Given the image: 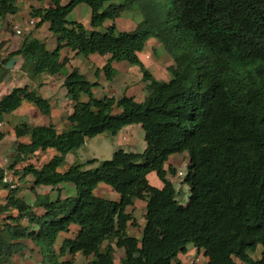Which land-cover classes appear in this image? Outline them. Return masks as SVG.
Instances as JSON below:
<instances>
[{"label":"trees","instance_id":"obj_1","mask_svg":"<svg viewBox=\"0 0 264 264\" xmlns=\"http://www.w3.org/2000/svg\"><path fill=\"white\" fill-rule=\"evenodd\" d=\"M37 1L48 5L31 8L35 29L48 24L57 47L51 51L45 42L25 37L10 54L23 59L22 72L30 78L61 74L70 61L61 57L67 48L87 58L108 56L97 76L103 72L109 81L117 76L114 62L139 66L147 96L143 102L126 95L99 99L94 93L98 82L74 68L63 83L67 98L76 103L66 129L14 128L18 139L30 140L16 144L8 168L0 166V190H9L0 204V223L5 221L0 264L29 251L26 242L40 248L43 264H74L64 258L78 254L92 258L85 264H116L117 249L123 251L122 264H180L179 256L190 245L204 254L206 264H238L236 259L264 264V253L260 260L250 255L264 248V0ZM80 5L92 11L90 29L69 21ZM133 10L144 16L135 30L118 32L115 25L101 30ZM19 11L17 0H0L1 19ZM152 38L174 61L168 82L157 80L140 60ZM26 102L43 116L52 113L51 101L37 90L16 87L0 99V122ZM133 125L144 130V152L119 149L97 168L86 169L97 162L93 160L60 171L67 156L87 141L104 134L114 137ZM6 136L0 130V145ZM49 149L58 155L41 168L26 164L20 172L22 182L32 179L36 199L30 204L21 197V188L7 182L8 170ZM185 152L186 206L178 201L166 169L172 156ZM151 174L162 188L150 184ZM65 184L75 187L74 195L51 200L37 191ZM100 184L111 187L120 201L98 196ZM136 200L146 202L141 239L128 234L130 226L138 227L127 213ZM72 227L78 228L74 237L65 238L56 250L59 236Z\"/></svg>","mask_w":264,"mask_h":264},{"label":"rangeland","instance_id":"obj_2","mask_svg":"<svg viewBox=\"0 0 264 264\" xmlns=\"http://www.w3.org/2000/svg\"><path fill=\"white\" fill-rule=\"evenodd\" d=\"M69 0H64V4L68 3ZM35 2L31 5L41 4L37 3L39 1L37 0H18V7L20 8L19 15L15 18V25H21L24 29V32H28L29 30H32L34 28L30 27L29 23L30 21H34L35 25L37 23L36 20H32L30 15V8L26 7L28 3ZM89 10V7L87 5H82L80 9H77V11H74L70 17V22H78V23H87L86 15L84 10ZM132 13H136L137 17L135 18ZM88 19V18H87ZM144 19V16L142 12L140 11H129L126 13L122 18L116 20L115 22H108L105 25L104 29H101L103 31H106L108 27H111L115 25L118 32L123 31H133L137 28L139 23ZM1 26L6 27V25L2 24ZM90 29V26L87 27ZM14 30V27H13ZM12 31V27H11ZM45 31V30H44ZM26 37V35L24 36ZM23 37V38H24ZM42 39V38H41ZM24 40V39H23ZM2 49V45H0V51ZM81 59L78 60L76 65H78L84 73H86L87 78L95 83L98 82L100 79L95 72L90 70L91 64L94 65V63L97 66L104 67L108 63V56H100V55H91L88 58L80 55ZM140 60L142 61V64L144 67L150 71L154 77L162 82H168L173 78L172 73L168 70L169 67L174 65L173 59L167 54L163 46L160 44V42L152 38L148 41L144 51L139 54ZM113 67L117 70V76L113 81H109L106 79L105 74L102 72V77L100 79V84L97 87L96 94L97 98L99 99H105V98H116L120 99L124 95L128 97H134L136 101L143 102L147 96L146 92V83L144 82V72L142 69L137 65H131L127 62H114ZM113 82V84H111ZM105 85L104 87L102 85ZM112 85V86H111ZM3 92V90H0V94ZM87 99H85L86 101ZM38 112V111H37ZM114 113H120V110L116 109ZM39 118H42L48 125H56L60 128V131H64L67 127L65 125L64 121L65 118H62L61 116H41L39 115ZM47 118V119H45ZM24 121H27V119L22 118V115H17L13 117V119H9L8 122L4 123L0 130L3 132H6L7 135L11 132V127L16 125L20 126L22 124H27ZM42 125V124H41ZM65 125V126H64ZM14 127V128H15ZM64 127V128H63ZM63 128V129H62ZM136 130L133 133H130L127 135L128 142L122 141V136L118 134L116 137H105V135H101L103 137H96L94 139L89 140L86 145H84L83 148H81L78 151L73 152V158L74 163H81L86 164L89 161L97 160L99 165L103 163L104 161L111 160L114 156L112 154L114 149H117L120 145L125 146L126 148L128 146H133L135 143V146L137 150L141 153L144 152V148L146 147V141H145V133L142 129L141 125H137ZM62 129V130H61ZM13 133V132H12ZM102 140H106L105 144L103 146H99V142ZM1 146V145H0ZM14 146L11 147V138L8 137L3 142L2 147L0 148V164L3 165L5 168H8L10 163V159L14 155ZM1 151H4V153H1ZM57 151L55 149H49L46 152H39L37 155L30 157L25 163L20 164L17 166L15 170H8V181L15 184L16 187L21 188V197H24L28 202L33 203L35 202V195L31 191V187L33 186L30 179H27L26 182H22L20 179V172L22 168L26 164H34L38 168H41L44 164L51 161L56 155ZM97 158V159H95ZM94 163V164H95ZM73 164V160L70 158L69 163H66L64 167H62L61 171H66L69 169V167ZM92 167V165H87V167ZM189 166V155L187 152L183 154H177L175 156H172L166 165V169L168 171V179L173 182L176 193H177V199L182 205H187L189 196H190V189L189 187L184 183L185 177L187 176V170ZM173 171L175 173H173ZM18 172V173H16ZM149 182L154 187H159L161 185L160 180L157 178L155 174H151L148 176ZM9 190H1L0 191V203L5 202V196ZM40 194H49L51 200H57L59 194L62 196V198H65L69 195H72L73 192H76L75 187L72 185H64L62 189L59 188H41L38 190ZM96 194L104 199H108L114 202L120 201V195L112 190L111 187L100 184L98 189L96 190ZM40 211V210H39ZM127 213H131L138 223V227H131L128 229V234L132 237L141 239L142 237V230L145 226V214H146V202L144 201H135V205L133 207H130L127 209ZM13 215H16L17 213H12ZM10 213L6 214V216H9ZM4 217V218H5ZM5 221L0 223V232L2 228L4 227ZM78 228L72 227L71 232L69 234L62 233L56 244L55 249L58 250L59 247L62 245V241L65 238H71L74 237L76 234ZM27 244L34 248L32 252L24 253L22 255H19L17 257H14V259L11 262H3L2 264H43V256L40 252V248L33 245L31 242H27ZM102 251H104V248H102ZM264 253V248L262 246H259L257 248V251L255 253H250L253 259L260 260L262 258V255ZM26 256V257H25ZM114 256L116 259V264H122L121 257L123 256L122 250H116L114 252ZM92 258H85L81 254H78L76 256H67L64 258L66 261H73L74 264H85ZM180 264H206L207 259L205 258L204 254L202 252H199L193 245H190L188 247V253L185 255L179 256ZM236 262L238 264H243L240 260L236 259Z\"/></svg>","mask_w":264,"mask_h":264},{"label":"crops","instance_id":"obj_3","mask_svg":"<svg viewBox=\"0 0 264 264\" xmlns=\"http://www.w3.org/2000/svg\"><path fill=\"white\" fill-rule=\"evenodd\" d=\"M34 3L35 2H30V3H28V5H26V7H29L31 9L32 7L41 8L44 6L47 7V5H48V3H46V2H37V3H41V4H37V6L31 5ZM62 3L64 4V0H62ZM66 4H64V5H66ZM17 5H18V0H17ZM81 6L82 5L78 6L75 9V11H77V9H80ZM84 11H85V15L87 16L86 17L87 23H83V25L88 27V26H90L92 11H91L90 7H89V10L86 9ZM18 15H10V16L6 17L5 20L0 18V45H2V49L0 51V90H3V92L0 94V99L5 94L10 93L16 87L29 86L31 89L37 90L39 92V94L42 95L44 98H47L51 101L52 113L50 116H52V117L61 116L62 118H65V121H64L65 125H68L67 117L70 116L71 114H73V112L75 110L76 103L70 101L67 98V90L63 87V83H64L66 76L69 75L74 68H78L81 71V73L87 77L86 73H84V71H82V69L78 65H76L78 60L81 59V56L77 55L75 52H72L67 48H64L61 51V57H62V59L63 58H69L70 61L61 74H58L56 76H48V75L43 74V75L37 76L35 78H30L28 75H26L21 70L23 62H24L23 59L21 57H18V56L11 58L10 54L19 49L20 45L23 42V39L25 38L24 37L25 35H26V37L29 35L33 36L34 38L45 42L47 44L48 49L51 51L56 49V47H57V37H55L50 32L48 24L43 25L40 29L34 28L32 30H29L28 32L26 31V33H24L23 36H17L15 30H13V27L15 26V23H14L15 18ZM30 15H31V10H30ZM2 24L6 25V27L1 26ZM11 27H12V31H11ZM102 68H103L102 66L99 67L94 63V65L91 64L90 70H92L93 72H95V74H97V71L101 70ZM99 77L101 79L102 73H100ZM100 79L98 80V84H100ZM40 84L42 85L41 87H39ZM111 84H113V82ZM102 86L104 87L105 85L103 84ZM95 90H94V93L97 97ZM37 111H38L37 108L33 104L26 102L23 104V106L20 109H18L13 114L4 115L0 124L3 125L4 123L8 122L9 119H13V117H15L17 115H22V118H24V120H25V118L27 119V121H24V122L29 124V125H32V126H49L42 118H39L40 117L39 115H41V114L39 111L38 112ZM45 119H47V118H45ZM50 125H52V124H50ZM1 126H0V128H1ZM15 126L16 125L11 127L12 129H11L10 134H8L6 136V138H8V137L11 138V147L14 146V148L16 147L17 143H20V142L28 143L30 140L29 137H26L23 139H18L14 134V127ZM54 126L58 129V131H60V128L58 126H56V125H54ZM136 126L137 125L126 127L119 133L122 136V141L128 142L127 135H129L130 133H133L136 130V128H135ZM60 132H62V131H60ZM104 135H105V137H112V136H109L106 134H104ZM116 136H114V137H116ZM100 137H103V136H100ZM6 138L4 139V141L6 140ZM124 138H125V140H124ZM3 142L1 143L0 148L2 147ZM105 142H106V140L100 141L99 146H103L105 144ZM119 149H123L125 151L133 152V153H140L137 150L135 143L133 144V146H131V147L128 146L127 148L123 145H120L119 147H117V149H114V151H112L113 152L112 154H114ZM145 149H146V147L144 148V151H145ZM1 153H4V151H1ZM55 155H58V152L55 153ZM70 158L73 160V164H75L74 158H73V153H70L67 156V158H66L67 163H69ZM95 159H97V158H95ZM73 164H71V166ZM0 166L4 167L1 164H0ZM98 166H99V162L93 164L92 167L86 166V169L97 168ZM65 185H67V184H65ZM63 187H64V185H61L60 189H62ZM162 187H163V185L161 183V185L157 188H162ZM41 188H47L48 189V187H41ZM41 188H38L37 191L40 190ZM74 194H75V192L72 193V195H74ZM7 195H8V192L5 196V199H6ZM59 195L56 197H59ZM72 195H69V196H72ZM69 196H67V197H69ZM4 203L2 202L0 204H4ZM28 203H30V202H28ZM33 203H30V204H33ZM36 212L40 215L44 213L42 209H37ZM26 244H27V242H26ZM29 249L30 250L27 253L32 252V250L34 248L29 246ZM27 253H26V255H27Z\"/></svg>","mask_w":264,"mask_h":264},{"label":"built area","instance_id":"obj_4","mask_svg":"<svg viewBox=\"0 0 264 264\" xmlns=\"http://www.w3.org/2000/svg\"><path fill=\"white\" fill-rule=\"evenodd\" d=\"M29 25H30V27L34 28L35 27L34 21H30ZM14 30H15L17 36H23L25 33L24 29L21 25H15Z\"/></svg>","mask_w":264,"mask_h":264},{"label":"clouds","instance_id":"obj_5","mask_svg":"<svg viewBox=\"0 0 264 264\" xmlns=\"http://www.w3.org/2000/svg\"><path fill=\"white\" fill-rule=\"evenodd\" d=\"M32 20H33V19H32ZM34 28H35V27H34ZM0 126H1V124H0ZM124 140H125V139H124ZM6 179H7V182H10V181H8V176H7V178H6Z\"/></svg>","mask_w":264,"mask_h":264}]
</instances>
